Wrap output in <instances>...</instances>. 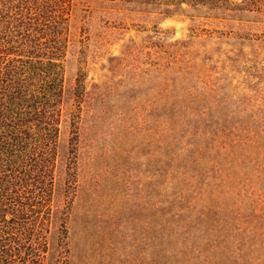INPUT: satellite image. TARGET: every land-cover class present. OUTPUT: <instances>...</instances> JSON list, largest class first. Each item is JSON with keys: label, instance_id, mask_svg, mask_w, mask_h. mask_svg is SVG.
Returning <instances> with one entry per match:
<instances>
[{"label": "rangeland", "instance_id": "rangeland-1", "mask_svg": "<svg viewBox=\"0 0 264 264\" xmlns=\"http://www.w3.org/2000/svg\"><path fill=\"white\" fill-rule=\"evenodd\" d=\"M45 264H264V0H62Z\"/></svg>", "mask_w": 264, "mask_h": 264}, {"label": "trees", "instance_id": "trees-1", "mask_svg": "<svg viewBox=\"0 0 264 264\" xmlns=\"http://www.w3.org/2000/svg\"><path fill=\"white\" fill-rule=\"evenodd\" d=\"M62 0H0V264H45L66 52Z\"/></svg>", "mask_w": 264, "mask_h": 264}]
</instances>
